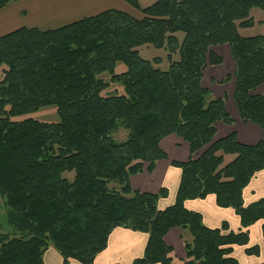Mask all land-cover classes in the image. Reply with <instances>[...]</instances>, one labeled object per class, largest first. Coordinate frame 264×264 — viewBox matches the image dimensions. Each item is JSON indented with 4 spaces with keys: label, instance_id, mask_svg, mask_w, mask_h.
Here are the masks:
<instances>
[{
    "label": "trees",
    "instance_id": "1",
    "mask_svg": "<svg viewBox=\"0 0 264 264\" xmlns=\"http://www.w3.org/2000/svg\"><path fill=\"white\" fill-rule=\"evenodd\" d=\"M11 1L17 0H0V9ZM126 1L138 17L108 9L55 29L20 27L0 36V196L12 228L0 232V264H45L50 246L63 264H93L116 227L148 235L132 264H239L235 245L259 253L247 246L248 228L261 220L264 236V197L244 205L242 194L264 169V140L245 144L235 131L214 139L215 123L233 119L201 79L207 63L223 61L210 47L229 44L236 68L220 82L234 77L239 118L259 125L264 137V93H252L264 83V35L239 34L253 25L250 11L264 9V0H156L146 7ZM145 44L166 47L167 70L154 65L159 57H140L137 48ZM117 62L124 72H114ZM103 72L110 81L98 77ZM109 82H120L125 94L102 96ZM49 105L59 121L11 119ZM120 127L128 136L116 141L112 133ZM170 134L188 144L190 156L170 161L180 179L173 202L161 207L166 187L132 189L130 177L168 158L159 143ZM229 154L233 159L223 164ZM70 171L72 180L63 176ZM209 194L235 211L241 230L226 221L208 227L185 206ZM174 227L192 236L181 263L164 239Z\"/></svg>",
    "mask_w": 264,
    "mask_h": 264
},
{
    "label": "crops",
    "instance_id": "2",
    "mask_svg": "<svg viewBox=\"0 0 264 264\" xmlns=\"http://www.w3.org/2000/svg\"><path fill=\"white\" fill-rule=\"evenodd\" d=\"M108 9L124 11L134 17H138L139 15V12L131 7L126 0H17L11 1L0 9V36L20 27H35L40 30L55 29L84 17L97 15ZM260 10V12H253L252 15L250 11V17L253 19V25L250 27L257 25L260 28L257 31L258 33H252L253 35H264V9ZM217 124L216 122V133L214 138L216 136L220 138L221 136L223 137L235 131L237 139L245 144L253 145L264 140L260 126H255L257 125L255 123L241 120V126L237 129L230 130L226 128L221 131V134H219ZM172 135L176 134L166 136L171 137L169 139L172 145L179 148L185 145V142L180 138H175ZM161 141L159 143L160 147ZM161 149L164 150L165 148L161 147ZM166 154L168 156V152H166ZM187 156V158H189L190 151ZM167 159L158 160L151 173L143 170L141 173L130 177V185L136 186L132 189L156 193L161 187H166L168 189V194L159 201V206L161 207L173 202L180 179V170L171 165L169 159L167 163L165 161ZM160 162L164 163L162 167L163 173L157 172ZM152 175H155L156 182L154 179L152 180ZM149 186L154 190H148L147 188H149ZM263 197L264 169L257 171L252 176L248 185L243 189L242 200L243 204L247 205ZM185 206L188 209L199 211L203 216V223L208 227H218L222 221H226L228 222L229 229L233 231L241 230L240 220L235 211L232 208L217 206L215 197L212 194L204 198L188 199L185 201ZM185 231L187 230L181 227H174L171 228L164 237L165 242L172 246L170 255L173 261H175V259L173 258L174 247L172 242L176 238L180 240L182 236H185ZM248 235L249 242L247 246H258L259 253L251 255L246 254L244 251L246 246L235 245L233 246L231 254L238 260L239 264H258L264 262V236L262 235L261 220L249 226ZM147 238L148 235L146 233L129 228L116 227L109 234L107 246L96 255L93 264H132L134 258L143 255ZM44 262L45 264H63L59 252L51 246L48 247L44 253ZM67 264L80 263L75 260H70Z\"/></svg>",
    "mask_w": 264,
    "mask_h": 264
},
{
    "label": "rangeland",
    "instance_id": "3",
    "mask_svg": "<svg viewBox=\"0 0 264 264\" xmlns=\"http://www.w3.org/2000/svg\"><path fill=\"white\" fill-rule=\"evenodd\" d=\"M155 1L156 0H140V4L142 7H146ZM260 11H261L260 9H253L251 10V15L253 14V12H260ZM259 29L260 28L257 25H255L254 27L240 28L239 34L242 36L253 35L252 33H258L257 31ZM176 35L179 41H181L183 37V33L179 31L176 33ZM137 50L139 52L140 57L146 60L152 61L153 58L159 57L160 62L154 65L160 68L161 70L168 69L170 60L168 57V50L166 49V47L156 48L151 44H145V45L139 46ZM210 50L219 54L222 57L223 61L222 63L217 64V65H210L209 63L205 65L204 70H203L202 79H201V84L209 90L210 92L209 98L222 97L224 99L225 108L233 119L232 123H223L221 121L217 122L218 131H219V134H221L222 133L221 131H223V129L229 128L231 130V129H237L239 126H241L240 125L241 119L239 118L237 107L234 101V95H233L234 87H235L234 77H232L228 81L220 82V80L223 79L227 74H231V75L234 74L236 64H235L233 55L231 53L229 44L223 43V44L214 45L210 47ZM171 59L172 60L179 59L178 52L172 53ZM4 67L5 65H2L0 67V80L3 77L2 68ZM125 70H126V66L123 62L116 63L115 68H114L115 73H122ZM110 76L111 75L109 72H103L100 75H98L99 78H102L105 81H110ZM252 93H264V83L258 86L255 90H253ZM122 94H125V90H124L123 85L120 82H109V85L107 86V88H105L101 92L102 96L122 95ZM25 118H33V119H36L39 121H45V122H56V121H59L60 119L56 111V107L54 105L44 106L37 110L11 117L12 120H22ZM255 126H258V125H255ZM127 136H128V131L122 127H120V129H118L116 132L112 133V138L116 141H123L127 138ZM172 136H174L175 138L178 137L177 135H172ZM169 138L171 137H166L165 139L161 141V147L165 148L164 150L168 152L169 161H171L172 159H177L181 161L187 160L188 159L187 155L189 154L188 144L184 140H182L180 137H178L183 142H185V145H183V147L181 148L175 147L174 145H172ZM217 138L218 137L216 136L214 139H217ZM193 157H195V155H193ZM233 157L234 156L230 154L226 155L223 161V164L230 161ZM168 159L165 160L167 163L169 162ZM163 166H164V163L160 162L158 164L157 172L163 173L162 172ZM63 176L67 177V179L69 180H72L74 177V172L73 171L65 172L63 173ZM153 179L155 182L157 181L155 179V175H152V180ZM108 186L110 188L115 187L117 189L119 187V185L116 182H110ZM131 186L132 188L136 187L134 185H131ZM147 189L154 190L153 188H150V186ZM11 229L12 228L6 223V205L4 202V198L0 196V232L2 231L10 232ZM185 234L186 235L182 236L180 240L176 238L172 242L173 247H174L173 258L175 259L177 263H181L187 260V257L185 254V244L192 241V236L190 235L188 231H185Z\"/></svg>",
    "mask_w": 264,
    "mask_h": 264
}]
</instances>
